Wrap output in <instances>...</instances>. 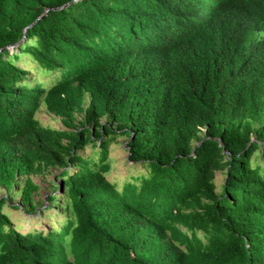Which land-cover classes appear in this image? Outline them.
I'll return each mask as SVG.
<instances>
[{
  "label": "trees",
  "instance_id": "trees-1",
  "mask_svg": "<svg viewBox=\"0 0 264 264\" xmlns=\"http://www.w3.org/2000/svg\"><path fill=\"white\" fill-rule=\"evenodd\" d=\"M0 50V264H264V0H0Z\"/></svg>",
  "mask_w": 264,
  "mask_h": 264
},
{
  "label": "rangeland",
  "instance_id": "rangeland-1",
  "mask_svg": "<svg viewBox=\"0 0 264 264\" xmlns=\"http://www.w3.org/2000/svg\"><path fill=\"white\" fill-rule=\"evenodd\" d=\"M11 53L13 50V47H10ZM18 63V61H17ZM20 65H24L26 67H31L32 63H25L23 61H19ZM42 78L45 77L41 75ZM37 118L44 124L49 125L53 128L58 129H64L66 126L62 123L60 118L50 112L47 111V109L43 106L40 108V110L36 114ZM205 129L203 130V132ZM119 137V138H118ZM115 141L111 142L110 144V156L112 161V170L108 173V178L111 181H116L122 184L125 181H133V180H140L144 176L148 175L145 174L148 171L145 172V168L141 164H134L133 162L127 160L128 157V151L126 148L125 140L127 137L125 136H118ZM87 152L90 151V147L87 148ZM145 172V173H143ZM57 171L55 169H51L50 172H46L45 174H39L34 176V180L40 185V189L35 193L34 197L35 200L38 202L40 200V204L47 205V194L52 189L50 180L51 179H57L56 177ZM58 183H61L60 180H57ZM223 181V176L220 174V172L217 173V183L220 185ZM5 193V191L3 190ZM61 189L56 191L55 194H61ZM17 201L20 200V195L17 196ZM40 209V206L38 207V210ZM42 210H45L46 208L44 205L41 207ZM4 211L7 212L10 217L12 218L13 222L17 226L18 229L21 231H27L29 228L33 226H38L39 228H45L47 225L49 218H46L44 216L39 217L37 213L35 214H27L19 209H15L12 207L5 206ZM54 213V209L46 210V213ZM34 216H37V220H34ZM58 216L55 215L54 218H57ZM37 221L39 223L37 224Z\"/></svg>",
  "mask_w": 264,
  "mask_h": 264
},
{
  "label": "water",
  "instance_id": "water-1",
  "mask_svg": "<svg viewBox=\"0 0 264 264\" xmlns=\"http://www.w3.org/2000/svg\"><path fill=\"white\" fill-rule=\"evenodd\" d=\"M74 1H75V0H74ZM69 4H70V3H67L66 5H69ZM66 5H65V6H66ZM62 7H64V6H62ZM62 7H61V8H62ZM42 16H43V15H42ZM42 16H40L38 19H40ZM38 19H37V20H38ZM37 20H36L34 23H32L31 25L35 24V23L37 22ZM31 25H30V26H31ZM27 28H28V27H27ZM27 28L25 29V31H27ZM24 38H25V36H24ZM24 38H23V40H24ZM10 47H13V48H14V46H9V48H10ZM0 52H1V50H0ZM63 185H64V182H61V187H60L61 190L63 189Z\"/></svg>",
  "mask_w": 264,
  "mask_h": 264
}]
</instances>
